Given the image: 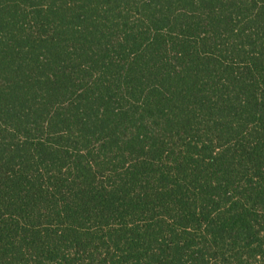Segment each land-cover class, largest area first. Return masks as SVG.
I'll return each mask as SVG.
<instances>
[{"label": "trees", "instance_id": "1", "mask_svg": "<svg viewBox=\"0 0 264 264\" xmlns=\"http://www.w3.org/2000/svg\"><path fill=\"white\" fill-rule=\"evenodd\" d=\"M0 264H264V0H0Z\"/></svg>", "mask_w": 264, "mask_h": 264}]
</instances>
